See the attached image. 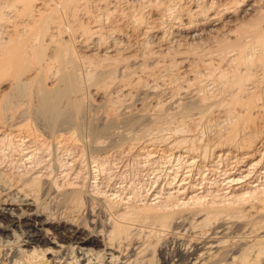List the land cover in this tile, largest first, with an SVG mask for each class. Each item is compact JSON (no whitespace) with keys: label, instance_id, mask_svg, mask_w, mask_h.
Masks as SVG:
<instances>
[{"label":"rangeland","instance_id":"rangeland-1","mask_svg":"<svg viewBox=\"0 0 264 264\" xmlns=\"http://www.w3.org/2000/svg\"><path fill=\"white\" fill-rule=\"evenodd\" d=\"M12 1L14 2V0H0V6L4 9L0 20V44L7 41L9 36L16 39L18 33L19 35L22 33V36L24 33L29 35V30L30 33L33 31V34H37L41 28L45 27L48 30L47 34L43 32L45 36L42 34L43 37L38 38L43 46L40 43L38 45L46 49L43 56L45 61L52 58L57 48V45L51 44L50 39L54 36L58 42L59 38L70 41L73 35L68 32V29H76L74 33H77L74 35L78 36L82 32L81 37L88 43L91 37H98L100 48L104 46L103 49H107L115 44L121 52L124 50L123 55H114L115 61L113 59L107 61L105 58L102 61L103 55H100L102 52L93 53L96 55L89 56L90 59L89 57L81 59L85 66L81 64L79 67L81 71L79 74L82 76L80 78L83 80H81L80 96L85 100V109L87 108L84 115L86 123L93 117L99 118L97 128H101L106 119L113 118L114 125L120 123L117 127L113 126L115 134L117 131L116 137L113 135L111 138L98 141L105 147L100 150H94L88 146L87 126L83 135L75 132L74 127L70 126H64L50 133L41 121L32 116L35 98L30 95L28 97L15 95L11 79L12 72H7L5 76L0 75V105L6 102L9 104L6 110L0 111L1 183L13 185V181L18 178H34V186L39 183L34 188L36 191L34 193L37 194L47 212L60 216L70 215L69 218L75 222L82 220L81 223L89 227L91 221L99 226L104 220L101 215L97 217V207L94 205L96 215L94 214V217L90 219L87 216L82 217L83 209L70 213L69 204L64 202L62 205V197L58 194L57 196L56 193L54 195L56 189L60 192L74 185L84 188L90 195L104 196L108 199L112 197L111 200L116 202L123 199L130 204L144 207L155 203L156 197H167L171 192L174 194L181 183L179 180L187 181L184 183L188 184L182 187L188 197L193 194H208V192L216 196L230 192L234 186H225L223 181L227 180L231 171L236 177V189L240 194L248 191L245 187L248 182L261 180L259 184L263 188L260 191L264 195V152H262L264 150V37H262V43H257L249 35L254 27L256 29L260 26L263 28L261 32L264 36V0H253L257 4L256 13L251 18L253 21L244 20V24L240 22L239 25L225 28L210 39L202 37V39L186 41L176 39L175 32L186 26L198 28L197 23L204 19V14L205 18L207 15L208 17L216 15L221 20L224 10L229 7V10L236 11L237 7L238 11L237 5L241 1L138 0L139 3L133 5L130 0H83L80 2L85 3L83 5L86 8L82 5V8L75 9L78 0H64L68 4L65 5V9L69 8V11H66L67 14L63 11L61 13L63 4L61 5L60 0H18L17 2L15 0L13 5L16 9L11 8ZM23 1L27 2L23 3ZM25 4L26 9H24L28 12L21 9ZM29 4H31L30 8ZM42 15L45 18L46 16L49 18V15L53 17L45 20ZM40 18L41 21L43 18L45 22L47 21V23L43 22L47 27L41 24ZM4 19L5 21L7 19L6 23ZM31 24L36 26L30 29ZM58 27L66 31L58 30ZM251 27L253 30L250 29ZM78 28L80 32L77 31ZM92 29H96L97 33H90ZM155 30L162 33L161 45L152 38V32ZM56 31L58 33L60 31L61 34L58 35ZM62 33L66 34L62 36ZM242 33L245 34H243L244 40L245 36L246 40L251 39L250 43L245 40L243 53L238 55V52H235L237 50L224 49L225 42H233L237 37H243ZM124 38H128L130 42H126ZM134 39L138 41L137 44L134 43ZM38 45L37 47L40 48ZM33 61H30L32 64L29 62L27 72L21 77L23 82L32 81L39 72L38 61L37 63ZM109 66L115 70L109 69L111 72L109 70L105 72L106 76L104 73L100 82L91 85L94 82V72L101 71V68L103 71ZM47 83L49 85V80ZM245 88L249 91H245ZM98 91L101 96L105 94L104 101L101 102V106L99 103L97 107L94 105L93 107L89 102L96 99L91 94ZM190 106L194 109L189 110ZM131 119L138 125L136 123L132 126L127 125L126 122ZM191 159L192 162H189ZM193 159H197L198 162ZM253 162H260L261 166ZM248 165L253 166L250 169ZM215 168L217 171L214 170ZM224 170L225 173L227 172L226 175ZM242 170L247 172L243 174ZM187 174H191L190 179ZM238 178L243 180L240 181ZM44 181L53 186H50L52 191L44 190L43 184L41 186ZM227 187H229L228 190ZM239 203L243 201L238 202L237 205ZM74 216H76L75 219ZM99 216L103 220L99 219ZM242 234L247 235L245 232Z\"/></svg>","mask_w":264,"mask_h":264},{"label":"bare ground","instance_id":"bare-ground-1","mask_svg":"<svg viewBox=\"0 0 264 264\" xmlns=\"http://www.w3.org/2000/svg\"><path fill=\"white\" fill-rule=\"evenodd\" d=\"M17 1L18 0H16V2ZM60 1H61V5L63 4V6H61L62 10L60 11L61 13L63 12L65 13L69 9V8L65 9V5L68 4L64 0H60ZM80 1L83 0H78L75 9L77 8L79 9V7L85 4ZM130 1L132 2L133 5L135 4L137 5L139 3L138 0H130ZM237 1H241V3L238 2L237 5L239 8L238 11L236 6H235L236 8L234 7L236 11L234 9L233 11H231L228 9L229 7L228 8L226 7L227 9L223 11L222 14L223 18L221 20L218 19L216 15L209 17L207 15V18H205V14H204L203 16L204 19L200 21V23L199 22L197 23L199 24L198 28L194 29V28H188L187 26L183 27L182 29H179L175 32L174 34L175 38L183 41L202 39V37L210 39L213 38L220 31H223V29L229 28L237 24L239 25V23L240 22L242 23L244 20H246L247 22L253 21L251 20V18L253 14L256 13L255 11L257 10L256 2L253 0H237ZM24 2L25 1H23V3ZM14 3L15 0L12 3V5L11 4L8 5H11V8L14 7L16 9V7L13 5ZM20 3H22V1ZM128 4H130V2ZM30 5L31 4H29V8L31 7ZM25 6L26 4L23 7H21V9L22 10L24 8L26 9ZM25 9L23 11L28 12ZM2 10L4 11L3 7H1L0 9V20L3 13ZM67 13L68 12H66V14ZM50 17L52 18L53 16L49 15V18ZM44 18L43 21H41L40 18L42 25L44 23H47V21L45 22L46 18L49 20L47 16L45 20ZM6 21L4 19L5 23ZM32 25L33 24L29 25V27H31L30 29H33L34 26H36V24L33 26ZM44 25L46 26V24ZM60 27L62 28V26ZM79 29L80 28H78L77 30L78 32H80ZM96 29L94 30L92 29L90 33L92 34L97 33ZM250 29L253 30L252 27ZM261 29L263 28H260L259 26L256 29L254 27V30L251 31L250 34L249 32L246 31L245 32L246 34L248 33L253 40L257 41V43H262L261 40L262 37L264 36L262 35ZM34 30L37 31V29ZM58 30L61 29L58 27ZM75 30L68 29V32L71 35H73L70 41L60 40L59 38V42H58V40L55 39L56 37L52 35L53 38L50 39V42L51 44L57 45V48L54 51L52 58L49 59L48 61H45V59H43L44 50H46L45 47L42 48L40 47V45H38V43H40V40L38 38L43 37V35L45 36L43 32L47 34L48 30H46L45 27L41 28L37 34H33V31H31L30 33L29 32L30 30L29 31L26 30L29 33V35L24 33V36L26 38L21 35L22 33H20L21 36L18 33L19 37L17 35L16 39H13L12 37L9 36L7 38L8 39L7 41L1 42L0 44V75L5 76L7 72L8 73L12 72L11 79L13 83V88L15 89L13 90V92L15 91L14 92L15 95H19V96L24 95L27 97L30 95L31 97L35 98L36 103H34L32 108V116H34L39 121H41L42 125H44L45 128L50 133H54L56 132L57 129H60L64 126H68V127L70 126V127H74L75 132L77 131L78 134L79 133L82 134L86 128L85 126H87L88 130L86 134H87V138L89 139L88 146L92 147L94 150H100L104 147V144L102 145L101 142L98 141L104 138L107 139L111 138L113 135L115 136L117 134V131L115 134V132L113 131V126L117 127L120 122L119 123L117 122L118 124L116 125L115 123L114 125L115 121H112L113 118L111 120L106 119L105 121L103 120L104 122L102 127L97 128L96 124L99 123L98 122L99 118L93 117L90 120H87L88 122L86 123V121L84 120L85 117L84 115H85V110L87 108L85 109L86 106L85 100H83V97L80 96L82 89L81 86L82 78H80L81 75L79 73L81 71H79V67L82 64L81 59L88 58L89 56L93 57V55H96L93 53L102 52V54H100L103 55L101 56L102 58L98 55L102 59V61L103 58H105V60L107 61L109 60L111 61L114 58V55L115 56H117L116 54L123 55L124 50L123 52H121L120 48H117L115 44L107 49H103L105 48L104 46L103 48H100V46H98V41L100 40L97 39L98 37L97 38L91 37L93 36L91 34L90 36L91 39L90 42L88 43L85 39L81 37L83 35L82 32L81 35L79 36L74 35L77 33V32L74 33ZM61 31L65 32L66 30H61ZM56 32L58 33V31ZM59 34H61L60 31L58 35ZM64 34L62 33V36ZM161 34L162 33H160L157 30L152 32V38L159 45H161V40H162ZM243 34L244 33H242V35ZM98 35H102V34H98ZM244 35L243 37L240 36L237 37L233 42H225L226 44H224L223 46L224 49L232 48L233 51L237 50L235 52H238V55L243 53L242 49L245 45L244 42L247 38L245 36V40H244L243 39ZM124 40L126 42H130L128 38H124ZM250 41L248 43H250ZM135 42L137 44L138 41L134 39V43ZM70 43H73L72 44L73 47L72 45H70ZM37 45L40 48H38ZM41 45L43 46V44ZM89 53H91L92 55H88ZM98 56L95 57L99 59ZM89 59L86 60L88 61ZM32 60L36 61V63L38 61L39 72L32 81L23 82L21 77L23 74H25V72H27L26 69L29 66V62ZM113 61H115V59H113ZM113 61L111 63H113ZM142 63H144V61ZM86 64H88V62ZM113 66H115V64ZM114 68H116V66ZM105 69L106 68H104V70ZM109 69L112 70L113 67L110 68L109 66V68L106 69V71L104 70L102 71L101 68V71L96 70L97 73L92 71V73L94 72L95 74L93 75L94 82H92L91 85H95L98 82H100L101 76ZM114 70L115 69H113V71ZM104 76H106V73ZM48 80H49V85L47 83ZM246 90L248 89L245 88V91ZM99 93L100 91L94 92L93 95L90 93L91 96L96 99L95 101L91 100V102H89L91 103L92 106L93 105L98 106L99 103L100 106L102 105L101 102L104 101L103 97L105 94L101 96ZM8 105H9L8 102L0 105V111L7 108ZM188 109L193 110L194 108L193 106H190ZM189 110L187 111L192 112ZM133 119L127 121L126 122L127 125L129 124L132 126L134 123L137 124V122ZM262 152H264V150ZM194 160L197 159H193V161ZM189 162H192V159L189 160ZM253 163L256 165L259 164L255 162ZM232 165L234 164L232 163ZM252 166L250 167L248 165V168L250 167L251 169ZM253 168L255 169V167ZM214 170L217 171L216 168ZM223 172L225 173V170ZM241 172L245 174L247 170H242ZM229 173L230 174H228V177L226 178L227 180L223 179L224 180L223 183H225V186L227 185L228 186L232 185V187L234 186L233 188H231L232 190L230 192L227 191L228 193L225 190L226 193L216 196L209 194V192L207 191L208 194H204V193L195 194V195L193 194V196L188 197L187 195H185L186 193L183 192V190L185 191V189L184 187H182L184 185H187L188 183H184L185 180L182 181L179 180L181 183L179 184V187H177L178 189L176 188L178 191L176 190L174 194L172 192L169 193L167 197L165 196L156 197L159 195L158 194L155 196L157 198L155 203H152L151 205H147L144 207L134 205V203L130 204V202L128 201L125 202L123 199H122L123 201L120 200L116 202L114 200H111L112 197L108 199L107 197L104 196L98 197L95 195H90V193L85 191L84 188L81 189L80 187H75L74 185L69 186L68 189L65 188V190L60 192L59 191L57 192V190L59 189H56L54 195L56 193V195L58 194L60 197H62V201H63L62 205L64 202L69 204L68 209L70 213L76 210H78L79 212V210L81 211L83 209L82 211H84V215L81 216L82 217L87 216V218L90 219L93 218L94 214L96 213V212L94 213L95 211L94 205L97 207V211H98L97 217L98 215H101L103 216L104 220L99 216V219L103 220L101 222L99 221L100 222L99 226L96 225L97 224L96 222L95 224L94 221H91L90 227L86 226L85 223L84 224L81 223L82 218L80 219L81 222H75L74 220L69 218L70 215L66 216L65 214V216L64 215L60 216L59 214L57 215L47 212L45 207L42 206L43 204L40 202L39 198L37 197V194H35L36 191L34 190V188H36L39 183L34 186L35 184L34 178H25L23 176L24 178H18L17 180L13 181V185H6L0 182V264H9L11 262L12 264H264V195H262L263 192L260 191L261 188H263L261 187L262 185L259 184L261 180H259L258 177L259 182L256 181L248 182V184L245 185L248 191L243 192V194H240V192H238V189H236V183H235L236 177L233 176V173H231V171ZM210 174L208 175L210 176ZM190 175H189V179H190ZM242 178H244V176ZM242 178L239 180L240 181L243 180ZM11 181L12 179L10 180V182ZM47 181L41 183V186L43 184L44 190L47 189V191L48 190L52 191L51 187L53 186L49 185V183L51 184V182L48 181L49 182L48 183ZM215 182L217 183L218 181ZM228 188L229 187H227V190ZM240 201H243V203H239V205H237V203ZM70 209H72V211ZM75 217L76 216H74V219ZM243 232H245V234L247 235L245 236L244 234H242ZM237 233L240 234L238 236H234V237L232 236Z\"/></svg>","mask_w":264,"mask_h":264}]
</instances>
